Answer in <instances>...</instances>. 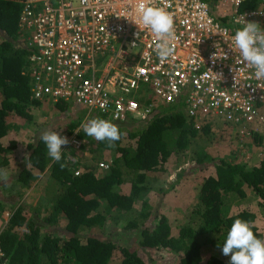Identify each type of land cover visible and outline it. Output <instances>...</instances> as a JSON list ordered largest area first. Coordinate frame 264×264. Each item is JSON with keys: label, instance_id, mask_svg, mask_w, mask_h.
<instances>
[{"label": "trees", "instance_id": "obj_1", "mask_svg": "<svg viewBox=\"0 0 264 264\" xmlns=\"http://www.w3.org/2000/svg\"><path fill=\"white\" fill-rule=\"evenodd\" d=\"M204 1L212 10L221 9L220 0ZM261 1L245 0L238 11L257 8ZM21 7L20 3L0 0V169L7 166V155L18 146L14 141L8 145L3 143L18 125L12 120L21 118L33 123L30 112L39 104L31 101V66L23 38L17 30ZM227 15L228 12L217 19L223 22ZM68 104L54 102L51 106L64 111ZM78 117L66 125V132L70 133L79 124ZM116 125L123 135L114 149H108L104 142L90 139L82 132L76 133L78 139L87 142L86 151L92 154V160L97 157L99 160L103 152L112 154L105 171L97 168L102 162L94 167L81 165L79 155L71 148L62 149L61 163L66 167L61 169L60 164L48 155L40 134L27 144L28 154L23 166L16 176L10 177L13 183L7 190L13 191L20 185L25 191L35 176L42 174L44 183L40 189L48 204L43 208L31 207L22 199V190L13 193L16 198L13 203L8 202L4 196L7 191L3 190L4 183L0 185V218L8 206L11 208L5 228L0 232L6 264H108L115 253L119 256L115 264H146L136 249L118 245L110 238L100 239L93 233L104 230L109 213L131 209L133 201L145 190V172L160 170L169 157L181 155L198 133L209 135V128L204 125L200 130H193L182 113L181 104H156L144 120L129 119ZM253 140L259 145L261 135H255ZM196 159L201 161L198 156ZM211 165L214 174L202 177L195 206L177 236L170 235V227L162 215L151 225L137 224L138 218H134L132 225L139 236L136 246L143 250L164 249L181 253L178 264H201L206 243L222 251L236 219L251 221L254 234L263 240L249 210L242 208L231 213L230 209L245 201L243 187H246L264 210V158L248 169L224 159ZM124 183L129 185L126 193L111 190ZM99 201L106 202L105 215L96 212ZM141 214L137 217L145 216ZM206 263L229 264L215 257H209Z\"/></svg>", "mask_w": 264, "mask_h": 264}, {"label": "built area", "instance_id": "obj_2", "mask_svg": "<svg viewBox=\"0 0 264 264\" xmlns=\"http://www.w3.org/2000/svg\"><path fill=\"white\" fill-rule=\"evenodd\" d=\"M244 1L220 0L221 16L228 12L220 22L204 0H20L17 30L31 66V101L71 102L84 111L70 133L58 132L69 141L62 149L74 151L85 144L76 133L85 134L86 118L142 121L156 104H181L193 130L226 126L245 142L264 135V80H256L232 41L243 17L264 29V0L239 12ZM146 6L174 18V55L165 61L154 34L139 23ZM0 253L6 264L1 246Z\"/></svg>", "mask_w": 264, "mask_h": 264}, {"label": "rangeland", "instance_id": "obj_3", "mask_svg": "<svg viewBox=\"0 0 264 264\" xmlns=\"http://www.w3.org/2000/svg\"><path fill=\"white\" fill-rule=\"evenodd\" d=\"M19 3L20 0H5ZM213 13L216 16L222 15V9L219 7L214 8ZM64 111H58L52 108L51 104H38L32 107L31 116H33V123H28L23 119L14 118L12 121L15 125L9 135L4 138L3 143L8 145V142L14 141L17 143L16 151H10L7 155L9 162L7 169L9 180L5 184L0 181V185L4 183L3 190H7L13 183L10 180L12 175H17L23 166L27 151V144L41 136L44 131L66 130V125L79 116V123L83 120L84 111L80 110L78 106L72 105L68 102ZM135 120V119H134ZM247 140V139H245ZM84 149L77 152L79 155L78 161L81 165L94 167L97 163L102 162L109 164L112 154L110 152H103L100 158L92 160V154L86 151L87 143ZM83 146V147H84ZM197 156L201 161H196ZM264 158V135H261L259 145L255 144V140L247 142L240 141L235 136L233 130L228 127H214L209 129V135L198 133L195 139L189 142L187 148L181 155L171 156L163 164L160 170L145 172V190H142L139 196L133 201L130 210L123 213L111 212L107 215L104 230L90 232L97 235L100 239H112L116 244L127 246L131 249H136L138 254L146 264H178L179 255L170 250H143L136 246L139 238L136 232V227L132 225L133 219H137V224L144 223V225H151L156 223L159 215H162L170 227V235L177 236L180 227L184 226L190 217L191 211L196 203V192L198 191L199 183L202 177L208 174H214L212 163L219 159H224L228 162H237L243 168L248 169L257 164V162ZM19 159V163L17 162ZM179 175V176H178ZM44 176V175H43ZM41 175L35 176L32 183L27 188H21L18 185L13 191H5L4 196L8 202L16 200L13 193H21L24 191L23 198L28 201L31 207H46L48 204L43 196L41 186L44 183V177ZM129 188L128 183L120 184L112 187V191L118 193H126ZM245 190V201L238 207H232L230 212L233 213L239 209H247L254 215L253 224L261 233L264 240V210L259 206L257 199L251 196L248 188L243 187ZM22 190V191H21ZM146 205V206H145ZM106 202L99 201V206L96 209L97 213L105 215ZM11 208L8 206L0 218V232L5 228L8 212ZM144 217H137L139 215ZM18 232H20L18 230ZM209 257H215L223 262H230L231 256H224L222 251L218 250L215 245L206 243L202 252L201 264H207L206 261ZM119 258L115 253L110 258L108 264H115Z\"/></svg>", "mask_w": 264, "mask_h": 264}, {"label": "clouds", "instance_id": "obj_4", "mask_svg": "<svg viewBox=\"0 0 264 264\" xmlns=\"http://www.w3.org/2000/svg\"><path fill=\"white\" fill-rule=\"evenodd\" d=\"M243 20V27L234 29L232 41L239 50L243 62L255 70L256 80H264V29L259 23L246 22L244 17ZM239 22L238 20L237 23ZM139 23L154 34L157 40L155 51L158 58L165 61L173 57L176 32L172 14L163 7L146 6L142 8ZM228 31L227 27L220 29L221 33ZM139 36L140 33L137 34L138 40ZM131 47L136 48L137 45L133 43ZM214 47L219 51L221 45L215 43ZM218 51L213 56V62L217 59ZM224 59H227L225 53ZM81 127L88 137L104 142L108 149H114L116 142L120 141L123 135L118 125L101 118H86V122L82 123ZM40 139L46 145L50 158L60 164L61 169L65 168L66 165L61 163L62 146L69 144L68 139L61 137L55 131H44ZM8 180L7 169H0V181L6 184ZM251 225V221L242 219H236L232 223L222 246L223 255L231 256L229 264H264V240L256 237Z\"/></svg>", "mask_w": 264, "mask_h": 264}, {"label": "crops", "instance_id": "obj_5", "mask_svg": "<svg viewBox=\"0 0 264 264\" xmlns=\"http://www.w3.org/2000/svg\"><path fill=\"white\" fill-rule=\"evenodd\" d=\"M39 104H41V105H44L45 103H39ZM72 104V103H71ZM72 105H74V104H72ZM18 161L17 162H19V163H16V164H19V166L18 167H20L21 165H20V162H22V160L20 161L19 159H17ZM9 162H11L12 163V161H9ZM7 165H9V163L7 164ZM6 167H8V166H6ZM12 181V180H11ZM113 189H114V187H113ZM125 193V192H124Z\"/></svg>", "mask_w": 264, "mask_h": 264}]
</instances>
